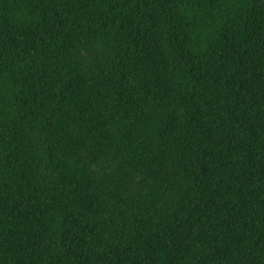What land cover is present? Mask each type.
I'll return each mask as SVG.
<instances>
[{"label":"trees","instance_id":"obj_1","mask_svg":"<svg viewBox=\"0 0 264 264\" xmlns=\"http://www.w3.org/2000/svg\"><path fill=\"white\" fill-rule=\"evenodd\" d=\"M0 264H264V0H0Z\"/></svg>","mask_w":264,"mask_h":264}]
</instances>
